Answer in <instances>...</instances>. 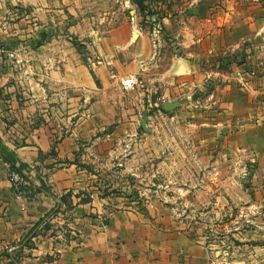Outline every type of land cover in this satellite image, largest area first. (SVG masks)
Instances as JSON below:
<instances>
[{"label": "crops", "instance_id": "0c3cea01", "mask_svg": "<svg viewBox=\"0 0 264 264\" xmlns=\"http://www.w3.org/2000/svg\"><path fill=\"white\" fill-rule=\"evenodd\" d=\"M184 1L146 0L165 14L142 27L128 18L90 23L74 0H0V42L15 54L0 59V142L36 192L15 196L0 155V264H264V193L238 201L263 211L228 234L235 243L220 262L190 214L199 181L178 185L174 201L140 205L108 194L96 165L114 158L118 173L123 160L155 157L163 173L174 146L180 156L193 149L210 165L198 172L225 178L213 183L212 210L236 204L237 157L264 165V0ZM222 60L229 72L218 69ZM130 77L136 85L126 89ZM209 86L215 99L193 116L182 100ZM169 102H179L177 116L157 117L155 106ZM191 160L178 164L182 173Z\"/></svg>", "mask_w": 264, "mask_h": 264}, {"label": "rangeland", "instance_id": "374dc122", "mask_svg": "<svg viewBox=\"0 0 264 264\" xmlns=\"http://www.w3.org/2000/svg\"><path fill=\"white\" fill-rule=\"evenodd\" d=\"M129 2L132 3L136 9L135 13L131 14L132 16L128 14L127 7L129 4L124 2V0H74V4L76 5L75 10L80 14L78 16H81L90 23L93 22V24L98 19L102 21L106 20L110 22H119L128 18L130 19V22L134 21L142 27H147L149 24L161 21V15L165 14V9L162 8V5L160 7L162 9H158V6L154 2L153 4L150 3V8L149 4H146V0H129ZM156 2H158V0H156ZM183 2L185 1L182 0V3ZM154 6L156 8H154ZM183 19L184 23L187 25L190 24L191 20L186 17ZM180 22H183L182 19ZM173 23L174 24H172V27L170 28V33L178 32V19ZM226 60L225 62L227 64L224 60L219 61L218 63V69L223 73L229 72L227 69L229 61ZM234 63H236V65H240V63L236 61ZM254 71L256 72L255 69L251 68L249 74L253 75V73H255ZM138 86L142 87L143 82H139ZM213 99H215L213 88L209 86L203 94L186 100L183 99L182 102H187L190 105V110H188L194 116L195 112H199V110L204 109L206 103L211 100L213 101ZM179 108L180 107H178V109ZM154 109L157 117L177 116V114L173 112L178 109H174L175 111L172 110L170 112H165L162 110L160 104L155 106ZM163 127L167 129L166 131H168L169 134L171 132L173 133V125L166 123ZM178 149L179 148L174 146L173 150L176 151L174 155L177 157L173 158L172 155L170 161L168 159L164 160L166 165H170L169 167L171 168L168 169L167 172L163 173L161 172V169L158 168L160 160L155 157H151L149 159L140 158L137 160V163L130 162L131 164L123 160L122 163H118L120 166L117 170L118 173L114 172L116 171L115 162H113L115 161L114 158H111L112 160H110V158H105L102 164L104 167L100 165L101 160L98 163L96 162V165L98 166L97 168H102L101 175L103 176V180L111 185L108 189V194L112 193L121 197L132 198L140 205L145 204L146 201L153 198H157L158 200L170 198L169 200L174 201L182 192V190L177 188L178 185H181L189 179L191 180L189 182L193 184H196L199 181V183L195 185L196 189L192 190V193L190 194L194 202L191 201L193 204L191 203V205H188L190 208V214H192V218L194 219V227L202 233L201 235L203 241L217 252V256L215 257H218L217 259H219L220 262L225 261L223 258H225L228 252L227 247L232 244L234 245L235 243L230 239V237H228V234H232L235 230L243 231V229L252 227L254 225L251 220L252 217L259 216V214L263 211V206H261L263 203L261 205H256L254 208H249L244 206L242 201H238L242 198L254 197L257 192H260L261 194L264 193V190H260L258 188L261 183L264 185V172L261 171L264 170L262 169L264 168V165L260 168L259 165L257 166L256 161H248L250 163L248 165H244L243 161H247L248 159H241L237 157L235 159L236 165H234L235 167L232 171V175H234V182L237 186L234 190H232V193H234L236 198V204H230L228 208L224 207L219 210H212L210 206L215 193L213 183H217L218 181L223 182V180H225L223 174L215 177L216 179H211L212 174L205 171V169L198 172V166H204V168L207 165L210 166L208 158L203 156L204 158H201V161L199 162L198 158L194 155L196 153L193 149L190 150L189 153H185L187 155L184 156H180ZM190 157L192 158V162L190 164L193 166L191 168V172L182 173L178 164L183 162H186L184 164H188ZM176 164L177 166H175ZM136 166L144 170H136L133 172L129 171ZM207 169L208 167L206 170ZM122 170H124V172H122ZM157 170L159 174L157 172H153ZM153 173L155 174V177H152ZM249 183L251 185L250 188L247 186ZM220 191H223V189H220L219 192ZM172 206L176 207L175 205ZM248 213L254 215L249 217ZM255 225H257V222H255Z\"/></svg>", "mask_w": 264, "mask_h": 264}, {"label": "built area", "instance_id": "2783aa9c", "mask_svg": "<svg viewBox=\"0 0 264 264\" xmlns=\"http://www.w3.org/2000/svg\"><path fill=\"white\" fill-rule=\"evenodd\" d=\"M0 59H15L14 52L8 49L2 42H0ZM121 84L126 89H132L134 88L136 81L134 78L130 77L122 80ZM9 179L12 185V191L16 197L33 198L36 196L35 188L32 185L31 179L24 170L18 172L10 169Z\"/></svg>", "mask_w": 264, "mask_h": 264}, {"label": "trees", "instance_id": "16d2710c", "mask_svg": "<svg viewBox=\"0 0 264 264\" xmlns=\"http://www.w3.org/2000/svg\"><path fill=\"white\" fill-rule=\"evenodd\" d=\"M0 155L3 160L10 164L11 169L21 172L26 168L24 164L19 162L13 155V153L9 152L0 142Z\"/></svg>", "mask_w": 264, "mask_h": 264}, {"label": "water", "instance_id": "95a60500", "mask_svg": "<svg viewBox=\"0 0 264 264\" xmlns=\"http://www.w3.org/2000/svg\"><path fill=\"white\" fill-rule=\"evenodd\" d=\"M179 103L178 102H169V103H164L162 104V110L165 112H170L172 110H174L176 107H178ZM145 119L146 116L143 115L142 116V120L140 122V125L142 128H145L144 124H145Z\"/></svg>", "mask_w": 264, "mask_h": 264}]
</instances>
